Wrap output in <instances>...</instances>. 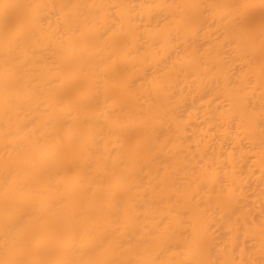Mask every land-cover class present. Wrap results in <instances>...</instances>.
Masks as SVG:
<instances>
[{"label": "bare ground", "instance_id": "6f19581e", "mask_svg": "<svg viewBox=\"0 0 264 264\" xmlns=\"http://www.w3.org/2000/svg\"><path fill=\"white\" fill-rule=\"evenodd\" d=\"M0 264H264V0H0Z\"/></svg>", "mask_w": 264, "mask_h": 264}]
</instances>
